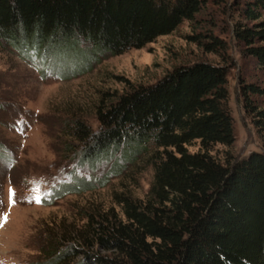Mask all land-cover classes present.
<instances>
[{"label": "trees", "instance_id": "1", "mask_svg": "<svg viewBox=\"0 0 264 264\" xmlns=\"http://www.w3.org/2000/svg\"><path fill=\"white\" fill-rule=\"evenodd\" d=\"M224 1L0 0V45L70 79ZM237 4L252 22L236 25L238 40L264 70V0ZM203 45L218 55L225 49L213 34ZM228 79L222 63L181 65L155 83L125 80V90L104 94L97 129L75 119L69 133L77 167L111 162V171L97 180L73 169L71 182L54 188L55 199L92 191L110 175L133 181L139 163L152 169V180L144 198L125 185L112 206L47 227L42 264H264V152L223 162L212 153L215 144L235 140ZM248 88L264 95V87ZM247 99L264 130V108ZM196 141L200 149L190 151Z\"/></svg>", "mask_w": 264, "mask_h": 264}, {"label": "rangeland", "instance_id": "2", "mask_svg": "<svg viewBox=\"0 0 264 264\" xmlns=\"http://www.w3.org/2000/svg\"><path fill=\"white\" fill-rule=\"evenodd\" d=\"M238 1L243 0L209 3L193 21L182 22L172 33L158 36L142 48L102 57L91 71L70 79L42 69L38 58L24 57L16 49L0 45V216L7 214V220L0 222V264H42L41 237L47 227L61 219L79 221L86 208L112 206L113 194L122 186L138 198L146 196L152 169L139 163L133 181L129 176L122 180L123 174L110 175L92 191L54 198V188L71 182L73 169L77 175L97 180L111 171V162L94 169L77 167L69 126L83 118L97 129L99 100L107 92L125 90V80L152 84L174 68L198 61L226 65L235 140L231 146L215 144L212 153L223 162L226 157L240 159L251 152H264V130L259 128L256 114L246 108L247 98L264 108V95L248 88L251 84L264 87V70L236 35L238 23H252L238 9ZM210 34L225 44L222 55L205 49L203 43ZM200 147L196 141L189 150ZM9 189L14 203L9 200ZM37 196L39 203L34 199Z\"/></svg>", "mask_w": 264, "mask_h": 264}, {"label": "snow or ice", "instance_id": "3", "mask_svg": "<svg viewBox=\"0 0 264 264\" xmlns=\"http://www.w3.org/2000/svg\"><path fill=\"white\" fill-rule=\"evenodd\" d=\"M14 193H13V190L12 189H9V200H10V202H13L14 203V201H12V195H13ZM34 199H35V201L37 202V203H39L40 202V197H34ZM7 220V214H3L2 216H0V222H4V221H6Z\"/></svg>", "mask_w": 264, "mask_h": 264}]
</instances>
